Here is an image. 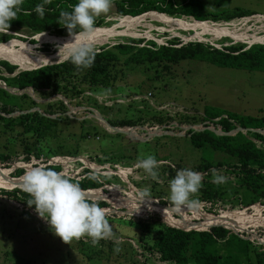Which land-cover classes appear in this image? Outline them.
Listing matches in <instances>:
<instances>
[{
  "label": "trees",
  "instance_id": "16d2710c",
  "mask_svg": "<svg viewBox=\"0 0 264 264\" xmlns=\"http://www.w3.org/2000/svg\"><path fill=\"white\" fill-rule=\"evenodd\" d=\"M42 2L43 0H21L20 10L17 12L15 19L11 21L9 29L24 28L33 34L48 33L59 38L69 36L67 29L59 24H62L60 13L61 11H71L72 5L76 4L78 0H48V3L44 4L45 13L41 18L34 9L37 4ZM228 3V0H219L217 5L207 8L203 0H183L181 2L176 0H112L111 9L112 12L121 17H134L143 13L161 12L171 17L191 16L198 21L211 20L217 23L258 13L256 9L244 6L229 7ZM158 15L149 14L152 19L163 16V14ZM105 17V14L96 17L93 28L109 26V23L107 24L105 21ZM144 17H141L142 20H144ZM129 18L132 20L141 19ZM75 31H79V29ZM11 38L35 43V40H27L21 37L11 36ZM6 41L5 37L0 39V42ZM142 42H144L143 38H131L128 43L117 44L109 48L108 46H101L99 49H94L95 59L89 67H76L69 59H66L59 63L47 64L32 70H21L15 73L17 66L19 67L25 61L21 60V64L13 65L9 63L11 61L0 59V70L3 69L11 75L9 77L0 75V80L5 82L8 87L19 90L46 91L49 96L62 95L65 99L71 100L83 96L87 90L91 94H104L106 88L110 89L124 79L126 76L125 68L130 65L155 69L161 67L162 70H170L171 66L178 65L183 60L193 59L220 68L264 72V44H253L248 48H245L242 44H232L219 49L202 42L177 45L179 41L171 39L167 41L168 45H158L153 40H148L145 45H138ZM44 46L39 50L42 52L48 51ZM38 65L40 64L31 67ZM115 90L122 91L123 87H116ZM88 98L97 102L94 98ZM96 107V110L103 116L100 110L104 107L101 105ZM33 108L38 110L25 113ZM68 111V105L62 99L40 104L27 93L16 95L0 87V127L2 133L11 136L13 141H20L22 144L23 153L26 154L22 160H29L23 163L33 167L34 164L43 161L47 163V167L42 164L44 167H51L52 170L62 174V171L67 169H71L74 174H82V171H84L85 176L80 181L70 179L80 185L90 201L97 202L105 211H113L110 214L105 213V216H118V211L121 208L114 203L111 194L103 191L105 187L114 186L109 182L110 179L107 175H104L106 172H101L98 176H95L94 171L81 167L83 163L79 161L71 162L72 165H67L64 162L60 164L54 162L58 165L57 167L40 156L51 157L57 153L65 152L69 158H72L83 151V145L79 142L90 140L101 142L106 138L111 139L110 142H116L123 137V133H109L98 125L87 126L89 119L84 118L79 121L71 118L67 115ZM165 115L163 111L153 110V112L145 113L137 118L124 115L118 118H106V121L114 127L133 128L141 127L137 125H143L147 120L153 125L157 122L163 124L170 119H174V117ZM179 118L182 124L189 125L211 122L219 125L221 130L227 133L220 135L207 128L201 130L191 128L182 137H155L157 139L164 137L174 139V143L161 141L163 142L162 145L169 146L168 148H177L183 145L186 151L200 153L203 163L201 162L196 172L201 173L202 182L200 189L194 196L198 198L199 202H204L202 204L205 206V213L216 218L235 217L236 213L264 206V134L252 130H237L230 133L237 127L264 129V116L261 118L246 117L205 104L202 116L182 113L179 114ZM63 124L66 128L62 127ZM71 127L73 130H69ZM47 131H51V133L46 134ZM63 134H68V138L77 143L73 149L67 148L64 140L60 139ZM51 137L57 140V147L44 149V145L32 146L28 142L30 138H33L36 143L45 144L48 138ZM155 138L151 141H154ZM158 142L155 145L162 146ZM107 154H109V159L97 158V163L90 160L89 162L102 165H106V163H110L108 165L120 164L121 166L128 164L129 158L125 154L109 152ZM88 157L91 158L89 155ZM9 159L6 155L0 154V173L10 170L7 174L8 180L19 182L24 175L21 172L27 169L13 168V164L16 162ZM60 166L65 168L61 169ZM213 169L216 170L218 175H228L225 176L226 179L223 183H213L214 177L211 171ZM14 171H21L20 173L23 175L15 176L13 175ZM229 176L230 178H228ZM234 178L235 180L232 181ZM2 182L0 179V184ZM238 184L244 189L240 199L231 196L239 191L236 188ZM1 188L5 190L2 191V194L18 201L23 205L24 210L35 211L34 206L27 204L30 196L23 191L22 186L5 183ZM146 196L151 198L148 200L153 205L172 207L169 201L165 200L162 193ZM208 201L211 202V208H209L210 205H207ZM216 203L217 208L214 207ZM225 203L228 205H225ZM239 204L246 205L248 208L234 209ZM224 208H227V210H224ZM159 220L161 223L155 226L142 221L129 220L126 222L129 225H137L141 232H155L156 237L152 249L155 250L161 262L170 264H264V251L260 252L259 250L258 252L259 246H253L249 240L234 233L243 232L250 239V236L255 234L249 228V226H253L251 224H235L233 228H230L220 223H208L202 228H196L205 229L200 231L186 229L179 224L168 223L160 218ZM186 222L194 224L201 222V219L186 220ZM76 245L79 246V250H82V254L90 259L92 258L91 254L102 257V252L98 249L94 250L93 248L90 255L85 252V250H91L93 247L90 242L79 240ZM251 251H254V255Z\"/></svg>",
  "mask_w": 264,
  "mask_h": 264
},
{
  "label": "rangeland",
  "instance_id": "374dc122",
  "mask_svg": "<svg viewBox=\"0 0 264 264\" xmlns=\"http://www.w3.org/2000/svg\"><path fill=\"white\" fill-rule=\"evenodd\" d=\"M176 1L181 2L183 0ZM203 1L207 8H211V6L217 5V1L219 0ZM228 1L229 7L237 5L244 6L246 8L256 9L258 13L234 18L227 22L217 23L211 20L205 21L217 23L220 26L236 30L233 33L230 31L223 33L221 38H214L213 35H211L214 31L210 30L204 32L196 29L195 26L188 29H180L170 26L173 24L178 27L183 26L182 19L186 23L198 21L191 16H184L182 18L174 17L173 19H167L168 21L163 20V18L168 17L162 16L158 17L161 18V21L163 20L162 22H159L157 20L154 21L152 17L148 15L155 13H143L134 17L124 16L128 18L145 16L144 20L140 22L139 25L127 31V34L129 35H117L111 38L108 43L93 46V48L99 49L101 46H108L109 48L117 44L128 43L131 38H143L144 42L138 45H145L148 40H153L158 45H168L167 41L171 39L178 40L179 44L177 45L190 42H202L219 49L232 44H242L245 48H248L253 44H264V19L259 18L262 16L264 17V0ZM158 13H160V15L165 14L161 12ZM105 16V21L107 24L109 23V26L102 27H108L112 31L116 30V28L113 27H118L117 25L120 23V19L124 18L112 12L111 7ZM96 28L98 27L93 28V30ZM117 30L121 31L124 30V28L122 29L118 27ZM253 32L260 33V37H257ZM11 36L21 37L27 40L33 39L36 43L33 45L22 43L18 41L19 39L16 40V38L15 40H10L9 38H11ZM52 36L48 33L35 35L24 28L8 30L0 29V39L4 37L7 40L9 39L8 42H3L8 48H21L22 46H26V49L32 53L55 54L60 46L71 39L69 36L66 38H56ZM102 42H105V40H102ZM43 45H47L44 46V48L48 49V51H44V53L40 50L38 51ZM21 58L26 62L29 61L22 56L6 61H11L10 63L13 65L21 64ZM64 60H53L48 64L58 63ZM19 67L17 66L15 73L24 69H20ZM125 71L126 76L124 79L120 80L112 88H106L105 92H103L104 94H91L90 91L87 90L83 96L72 98L71 100L65 99L62 95L49 96L46 91H34L32 89L20 91L17 88L8 87L5 82L0 80V85L5 84L4 86L8 88L10 93L16 95L27 93L40 104L62 99L68 105L69 111L67 112V115L71 118H75L79 121H82L84 118L89 119L90 121L86 124L87 126L98 125L109 133L117 132L103 122V119L106 120V118H118L124 115L137 118L145 113H151L153 110L163 111L166 115L174 117V119H170L163 124L155 122L156 124L151 125L147 120L145 121V124L137 125L141 127H117L126 132L123 134V137L116 142H110L111 139L108 138L101 142H92V140L79 142L83 145V151L72 158H69L65 152L57 153L56 155L49 157L53 162L58 164L64 162L67 165H72L71 162L79 161L85 166L92 167L95 176H98L99 173H101L99 170L100 166H98L99 164L89 162V160L96 162L97 158L109 159L108 152L125 154L129 158L127 162L128 164L132 162L136 165L135 162L144 158L146 155H154L157 160L168 161V163L161 165L158 169V183L152 180L142 169L136 167L129 171L127 176L124 173L123 175L116 174L108 177V179H110L109 182L117 188L114 186H108L105 187L103 191H107L112 195L114 203L120 207L121 210L118 211V216H105V219L108 221L112 229L113 235L107 239L100 240L96 245L91 244L93 246L91 250H85V252H88V255H90L93 248L94 250L98 249L102 252V257L91 254L90 256H92V258L90 259L82 254V250H79V246L76 245L77 242L79 240L90 242L89 238L81 237L78 240L73 239L68 243L63 242L58 236L51 232L46 221L39 217L37 212L24 210L23 205L18 201L2 194L4 189L1 187L3 184L6 183L22 186V180L19 182L9 181L7 174L10 170L0 173V179L3 181L0 184V264H170L161 262L158 259L155 250L152 249L156 237L155 232H141L137 225H129L126 222L129 220L135 222L142 221L143 223H150L155 226L158 223H161L159 218L168 223L179 224L186 229L202 228L208 223H220L230 228H233L235 224H251L253 226H249V228L254 231L255 234L254 236H250V239L243 232H232L249 240L253 246H259L260 249H258V252L259 250L260 252L264 251V206L236 213L237 215L235 217L216 218L213 215L205 213L206 209L205 206H203L204 204H202L204 202H199L198 198L194 195L190 197V199L196 200V205L190 208L185 207L180 209H176L173 206L159 207L153 205L149 200H145L148 199L147 197L143 196L145 192L148 196L162 193L165 200H168V182L175 176L176 171L182 168H191L193 171H198L201 162L203 163L200 153L186 151L184 150L183 145H180L177 148H168L169 146H163L162 143L164 141L167 143H174V139L167 137L157 139L155 137H182L191 128L197 130L209 128L212 131L214 130L218 132V134L221 133L219 125L212 124L211 122H200L194 125L182 124L179 114L186 113L188 115L202 116L205 104L226 109L230 112L246 117H263L264 72L220 68L213 64L193 59L183 60L178 65L171 66L170 70H162L161 67L155 69L147 68L145 66L133 67V65H130L126 66ZM0 75L5 77L11 76L3 69L0 70ZM116 87H123V90L116 91ZM88 97L96 99L97 102L91 101ZM97 105L104 107L100 110L103 116L96 110ZM96 117H98L101 122L98 121ZM62 127L66 128L65 124H63ZM69 130H73V128L71 127ZM237 130L246 131L241 127H237ZM256 130L264 134L262 128ZM2 132V128L0 127V154H4L10 158L9 160L16 162L13 164V168L21 167L29 169L32 167L23 163L24 161L26 162L29 160H22L21 158V156L24 157L26 154L23 153V146L20 141H13L11 136H6ZM50 133L51 131L46 132V134ZM231 133H234V131ZM154 138L155 140L151 141ZM60 139L64 140L67 148L70 149H73L77 144L73 139L68 138V134L61 135ZM157 141H159L158 143L162 146H156L155 144ZM28 142L32 146L44 145V149L57 147V140L53 137L50 139L48 138L45 144L36 143L33 138H30ZM113 150L116 151L112 152ZM88 155L91 158H89ZM164 157H169V159H165ZM42 164L44 166L47 165L46 162L42 161L39 164H34V166L44 167ZM110 167L118 168L121 167V165H110ZM48 169H51V167H48ZM20 172L21 171H14L13 175L20 176L23 175L25 171L21 172L23 174ZM62 172L65 176L77 181H80L85 176L84 171H82V174H74L71 169L63 170ZM108 174L109 172L106 171V175ZM222 176L225 177L228 175ZM122 177L123 179H129L131 181L129 187L125 185ZM228 178H230V176ZM234 180L235 178L232 181ZM236 188H238L239 191L231 196L240 199L244 189L240 187V184H238ZM90 196H92V194H90ZM226 204L227 203H225V205ZM207 205H210L209 208H211L210 201L207 202ZM214 207L217 208V203ZM243 208H248V206L239 204L235 206L234 209L240 210ZM157 209L164 210L158 211ZM224 210H227V208H224ZM105 213L110 214L113 213V211L108 210L105 211ZM192 219H201V222L194 224L186 222V220ZM116 240H119L118 244L115 243ZM116 247L119 248L118 252L114 251V248ZM251 253L254 255V251H251Z\"/></svg>",
  "mask_w": 264,
  "mask_h": 264
},
{
  "label": "clouds",
  "instance_id": "9594fccd",
  "mask_svg": "<svg viewBox=\"0 0 264 264\" xmlns=\"http://www.w3.org/2000/svg\"><path fill=\"white\" fill-rule=\"evenodd\" d=\"M20 3L21 0H0V29H9L11 21L15 19L20 10ZM46 3L48 0H43L41 4L35 6L34 11L41 18L44 16V4ZM111 4L112 0H78L72 5L71 11H61L62 24H59L67 29L71 39L59 47L58 54L67 46V59L73 65L76 67L91 66L96 55L94 48L78 38L93 30L95 18L108 13ZM76 29L79 31H75ZM166 163L168 161L157 160L154 155H146L137 161L135 167L142 169L158 183V169ZM211 171L214 177L213 183L225 181L226 178L218 175L215 169ZM21 179L23 191L30 196L27 204L34 206L35 211L46 221L51 232L63 242L68 243L73 239L87 237L92 245H96L100 240L113 235L105 219L104 208L100 207L97 202L90 201L80 185L64 174L41 166H33L24 172ZM201 182V173L191 168L178 169L175 176L168 182L169 203L176 209L193 207L197 201L190 197L198 192ZM144 195L146 196L147 193L145 192ZM115 243L118 244L119 240ZM114 251L118 252L119 248H114Z\"/></svg>",
  "mask_w": 264,
  "mask_h": 264
},
{
  "label": "bare ground",
  "instance_id": "6f19581e",
  "mask_svg": "<svg viewBox=\"0 0 264 264\" xmlns=\"http://www.w3.org/2000/svg\"><path fill=\"white\" fill-rule=\"evenodd\" d=\"M155 14H159L160 15V13H155ZM163 17H168V18H163V20L173 19L174 18V17H169L167 15H163ZM137 18H141V16L140 17H135L134 19H137ZM259 18L264 19L263 16L259 17ZM120 20L121 21H120V23L117 26L119 28H122V29L124 28V30L118 31L117 30L118 27H116V26L113 27V28H116L115 31H112L108 27H98L93 32H90V33H87L85 35H82L78 39L80 41H82V42H87V43L91 44L92 47L93 46H98V45H103L104 43H108L111 38H113V37H115L117 35H125V34H127V31L133 29L134 27L139 25L140 22L143 21L142 18H141V20H132V19H130L128 17H124V18H122ZM153 20L154 21L157 20L159 22L163 21V20L161 21V18H158V17L154 18ZM258 20H260V19H258ZM181 21L183 22L182 23L183 26L178 27V26H176L174 24L170 25V26L177 27V28H180V29H188V28H190L192 26H195L196 29H199V30L204 31V32H207V31L211 30V31H214V32H212V33L209 32V33H211V35H213L214 38L215 37L221 38V35L223 33H227V31H230L232 33L236 31V30H231L232 28H228V27H225V26H220L217 23H211V22H205V21H192L191 23H186L185 21H183V19ZM244 22H245V20H244ZM164 23L169 24L167 22H164ZM149 25H150V23H149ZM142 27H144V26H142ZM147 27H148V25H147ZM263 32H264V29H263ZM253 34L257 35V37H260L259 36L260 33H258V32H253ZM127 35H129V34H127ZM102 40H105V42H102ZM260 40H263V39H260ZM68 42H69V40H68ZM53 53H55V52H53ZM58 53H59V50L55 54H52V55H50V54L32 53L31 51L26 49V46H22L21 48H14V47L8 48L7 45H5L3 43L0 44V58H2L4 60H12V59H16V57H18V56H22V57L27 58L29 60L28 62H26L24 59L21 58L23 61H25L24 62L25 64L22 63L23 65L22 64L20 65V67H19L20 69H23V68L24 69H30V68L38 67L39 65L38 66H34V67H31V66L35 65V64L42 65V64H45V63H49V62H51L53 60H64L68 56V47L66 46L61 51L60 54H58ZM59 55H60V57H59ZM157 210L159 211V210H164V209H157ZM236 219H240V218H236Z\"/></svg>",
  "mask_w": 264,
  "mask_h": 264
},
{
  "label": "water",
  "instance_id": "95a60500",
  "mask_svg": "<svg viewBox=\"0 0 264 264\" xmlns=\"http://www.w3.org/2000/svg\"><path fill=\"white\" fill-rule=\"evenodd\" d=\"M36 35H39V34H36ZM50 36H52V35H50ZM52 37H56V38H59L58 36H52ZM66 37H68V36H66ZM66 37H62V38H66ZM10 40H15V38H13V39H10ZM16 40H18V39H16ZM9 41V40H8ZM8 41H6V42H8ZM18 41H20V42H22V43H28V44H31V43H29L28 41H26V42H24V41H21V40H18ZM31 45H33V44H31ZM57 46H59V45H57ZM66 59H67V57H66ZM65 59V60H66ZM9 62V61H8ZM55 62V61H54ZM10 63V62H9ZM59 63V62H58ZM12 64V63H11ZM46 64H48V63H45V64H42V65H39L38 67H41V66H43V65H46ZM53 64V63H52ZM38 67H34V68H30V69H25V70H31V69H35V68H38ZM1 82V81H0ZM5 85V84H4ZM4 85H0L2 88H4V89H6L7 91H8V88L6 87V86H4ZM22 91H24V90H22ZM34 110H38L37 108H33V109H31L30 111H27V112H25V113H28V112H31V111H34ZM97 119H98V121H100L101 122V120H99V118L98 117H96ZM103 122L107 125V126H109V127H111L115 132H117V133H125L126 131H124V130H122V129H118L117 127H114V126H112L111 124H109L106 120H104L103 119ZM242 128V127H241ZM205 129V128H204ZM207 129H209V128H207ZM243 129H245V130H252V131H255V132H260V131H258V130H256V129H249V128H243ZM210 130V129H209ZM219 130H220V132L221 133H219L220 135H224V134H227V133H225V132H223L222 130H221V128H219ZM264 130V129H263ZM214 131V130H213ZM234 132L235 131H237V129H235V130H233ZM215 133H217L218 134V132H216V131H214ZM231 133V132H230ZM41 157H43V158H46L47 160H49V162L52 164V165H55V166H57L58 167V165L57 164H55L52 160H51V158H49V157H47V156H44V155H40ZM21 158H23V156H21ZM135 163H137V162H135ZM133 163L131 162V163H129V164H126V165H124V166H121V167H118V168H111L110 167V165H102V164H99L98 166H100V168H99V170L101 171V172H106V171H108L109 172V174L107 175V177H109V176H113V175H123L125 172H129V171H131L134 167H135V165L133 164ZM109 166V167H108ZM61 167V169H64L65 167H62V166H60ZM81 167H84V169H88V170H92V171H94L93 169H92V167H90V166H85L84 164L83 165H81ZM104 175H106V174H104ZM127 175V174H126ZM124 182H125V184L129 187L131 184H130V182H129V180L128 179H124L123 180ZM143 196H145V195H143ZM145 197H147V196H145ZM148 199H151L150 197H147ZM172 206V205H171ZM195 230H200V231H203V230H205V229H195Z\"/></svg>",
  "mask_w": 264,
  "mask_h": 264
},
{
  "label": "flooded vegetation",
  "instance_id": "af4514ba",
  "mask_svg": "<svg viewBox=\"0 0 264 264\" xmlns=\"http://www.w3.org/2000/svg\"><path fill=\"white\" fill-rule=\"evenodd\" d=\"M150 142V141H149ZM133 162H135V161H133ZM110 164V163H109ZM105 165V164H104ZM106 165H108V164H106ZM135 165V164H134ZM123 179V178H122ZM124 180V179H123ZM124 182V181H123ZM125 183V182H124ZM130 184H131V181H130ZM135 185V184H134ZM127 186V185H126ZM136 186V185H135ZM128 187V186H127ZM126 187V188H127ZM136 187H138V186H136Z\"/></svg>",
  "mask_w": 264,
  "mask_h": 264
}]
</instances>
